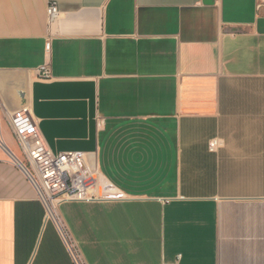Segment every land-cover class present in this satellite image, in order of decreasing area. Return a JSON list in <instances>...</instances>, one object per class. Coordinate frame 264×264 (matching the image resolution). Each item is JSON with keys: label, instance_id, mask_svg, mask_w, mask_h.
Masks as SVG:
<instances>
[{"label": "crops", "instance_id": "0c3cea01", "mask_svg": "<svg viewBox=\"0 0 264 264\" xmlns=\"http://www.w3.org/2000/svg\"><path fill=\"white\" fill-rule=\"evenodd\" d=\"M38 80L96 81L87 264H264V0H0V264H75L9 120Z\"/></svg>", "mask_w": 264, "mask_h": 264}, {"label": "built area", "instance_id": "2783aa9c", "mask_svg": "<svg viewBox=\"0 0 264 264\" xmlns=\"http://www.w3.org/2000/svg\"><path fill=\"white\" fill-rule=\"evenodd\" d=\"M58 11L57 3L51 1L47 9L48 17L54 18ZM50 46L51 43L48 42L46 47L49 49ZM38 76L42 80L51 79L53 74L50 64L40 66ZM9 120L25 156L21 166L34 184L48 217L57 225L75 264H87L77 240L59 213V206L65 201L113 198L116 197L117 190L90 165L89 153L54 152L44 137L39 127L40 119L35 116L32 108L25 106L11 114ZM219 142L218 139L212 140L210 148L214 150Z\"/></svg>", "mask_w": 264, "mask_h": 264}, {"label": "water", "instance_id": "95a60500", "mask_svg": "<svg viewBox=\"0 0 264 264\" xmlns=\"http://www.w3.org/2000/svg\"><path fill=\"white\" fill-rule=\"evenodd\" d=\"M32 92V111L54 152L96 153V81L38 80Z\"/></svg>", "mask_w": 264, "mask_h": 264}, {"label": "bare ground", "instance_id": "6f19581e", "mask_svg": "<svg viewBox=\"0 0 264 264\" xmlns=\"http://www.w3.org/2000/svg\"><path fill=\"white\" fill-rule=\"evenodd\" d=\"M13 77H14V76H13ZM16 77H17V76H16ZM17 78H18V77H17ZM17 78H16V79H17Z\"/></svg>", "mask_w": 264, "mask_h": 264}]
</instances>
